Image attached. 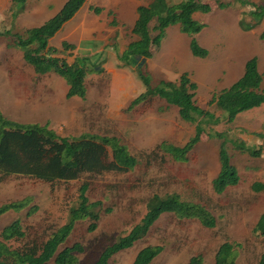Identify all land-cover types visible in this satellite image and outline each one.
<instances>
[{
	"label": "rangeland",
	"instance_id": "374dc122",
	"mask_svg": "<svg viewBox=\"0 0 264 264\" xmlns=\"http://www.w3.org/2000/svg\"><path fill=\"white\" fill-rule=\"evenodd\" d=\"M66 1L27 0L19 13L17 5L11 11V0H0V33L23 34L28 29L40 27L55 16ZM181 1L166 0L168 5ZM203 2L210 4L212 10L208 14L193 15L204 28L192 39L207 51V57H195L190 50L191 37L183 34L178 25H171L159 42L152 43V56L139 65L141 70L151 76L155 85L162 81L176 83L181 76L187 75L197 85V105L207 108L212 95L238 81L247 61L255 58L264 90V40L260 39L264 15L257 21L249 13L264 7V0H250L248 6L236 0H221V5L226 4L221 7L215 1ZM147 5V0H87L84 11L77 18L73 17L71 24H64L50 40L49 45L59 50L63 43L77 42L80 36L77 23L86 10L94 16L93 8L101 10L96 15L101 25L97 29L94 27L93 43L82 46L76 43L74 50L63 54L68 64L75 57H86L88 66L102 69L99 74L87 76L84 99H68L64 79L53 73L38 75L24 61L22 52L11 46V38L0 36V112L5 118L20 124L47 126L60 137L82 134L116 137L138 161L136 168L127 175L85 174L78 180L53 186L24 176L5 178L0 182V207L26 198L30 199V205L19 213L2 215L0 231L19 220L25 237L11 245L41 244L65 224L69 209L79 196L80 186L87 183L89 202L102 204L100 219L92 232H88L89 223H79L67 246L79 243L84 252L77 255L78 264H92L104 247L127 235L140 222L153 195L176 193L186 202L206 207L216 218V227L209 230L197 221H179L164 214L142 240L115 255L109 264H132L141 249L157 245L163 247V252L151 264H187L191 257L199 254L204 264H213L224 242L237 245V264H257L264 253V237H257L253 229L264 212V192L255 193L251 186L255 182L264 183V138L257 136L264 133V104L239 114L231 124L222 121L215 126H205V134L200 136L187 162H174L164 155L159 148L161 143L182 147L193 137L195 126L183 122L178 109L168 106L157 96L147 99L151 100V106L145 112L141 111V104L130 108L131 102L145 89L137 78L135 66L118 67L122 65L120 57L127 46L136 40L131 33L133 20L138 18L136 10ZM109 12L112 15H108ZM113 18L117 26L107 30L102 23L106 25ZM256 23L257 26L250 28ZM155 24L153 21L150 29ZM123 35L125 38L120 42ZM209 109L216 117H221L222 112L215 106ZM209 132L225 133L226 140L242 141L247 149H262L259 158H252L227 143L240 182L221 195L215 194L211 185L220 165L219 142L210 139ZM31 207L37 209L28 215Z\"/></svg>",
	"mask_w": 264,
	"mask_h": 264
},
{
	"label": "trees",
	"instance_id": "16d2710c",
	"mask_svg": "<svg viewBox=\"0 0 264 264\" xmlns=\"http://www.w3.org/2000/svg\"><path fill=\"white\" fill-rule=\"evenodd\" d=\"M27 0H11L21 13ZM87 0H67L62 9L51 19L37 28L26 30L23 34L0 33V36L11 38V46L22 52L24 61L29 64L38 75L53 73L66 82L68 91L66 97L71 99L86 96L85 80L91 73H101L98 66H88L86 57H75L68 64L63 54L74 50L68 43L62 44V49L51 47L50 40L60 29L70 21L83 7ZM215 1L221 5V0ZM243 6H248L250 0H236ZM147 6H139L131 33L136 37L120 57L122 67L135 66L137 78L144 87V92L131 102L130 108L138 106L148 98L159 97L168 106L178 109V115L183 122L195 126L192 138L182 147L161 143L160 151L170 156L174 162H187L189 154L200 142V136L205 134V126H215L224 121L226 124L234 122L236 117L248 110L259 108L264 104V90L261 89L262 77L258 71L255 58L247 61L242 77L229 88L218 94H213L207 102V108H201L196 103L197 85L191 82L187 75L180 77L178 82H159L155 85L152 78L143 72L140 64L152 56L151 45L159 42L168 27L178 25L180 31L191 37L190 50L195 57H207V51L198 47L194 37L202 31L204 24L193 18L196 13L208 14L212 7L203 0H182L168 5L166 0H147ZM99 15L101 10L93 8ZM17 12V13H18ZM259 21L263 18L264 7L260 6L249 12ZM108 15H112L109 12ZM155 25L150 29V24ZM110 27L117 26L114 18L109 22ZM252 25L250 28L257 26ZM153 33V35H151ZM264 40V31L260 35ZM155 85V86H154ZM215 106L220 110L221 117H216L209 107ZM161 110V109H160ZM210 139H216L218 144V161L220 169L212 180V190L221 195L228 188L236 186L240 177L235 166L231 163V156L227 150V143L242 154L252 158H259L261 148L247 149L242 141L226 140L225 133H208ZM264 138V133L257 135ZM138 165L127 146L119 138L82 134L78 137H60L47 126L38 124H20L5 118L0 112V182L11 176H24L51 186L68 183L80 179L83 175L101 174H130ZM88 184L79 188L76 203L69 209L65 224L52 233L44 242H34L13 247L11 243L21 242L25 233L21 222L14 220L0 231V264H78L77 255L84 252L83 247L76 243L67 246L68 239L79 223H89L88 232L97 228L100 219L101 202L90 203L86 195ZM255 193L264 192V183L255 182L251 186ZM30 205V199L11 202L0 207V217L6 213H19ZM37 208L31 207L28 215ZM164 214L172 215L180 220L197 221L205 229L216 227V218L201 204L186 202L179 194L164 196L153 195L146 207V213L131 231L118 237L113 243L104 247L98 258L92 264H109L110 260L120 252L129 250L134 244L142 240L152 226ZM257 237H264V212L259 216L253 229ZM163 252V247L148 246L141 249L132 264H151ZM237 245L224 242L217 250L213 264H237ZM187 264H204L202 255L193 256ZM257 264H264L262 253Z\"/></svg>",
	"mask_w": 264,
	"mask_h": 264
},
{
	"label": "crops",
	"instance_id": "0c3cea01",
	"mask_svg": "<svg viewBox=\"0 0 264 264\" xmlns=\"http://www.w3.org/2000/svg\"><path fill=\"white\" fill-rule=\"evenodd\" d=\"M173 5V4H172ZM84 6L80 9V11H78L77 13H76V15L74 16V18H77L76 16L81 12V11H84ZM90 10L88 9V10H86V12L84 13V15L82 16V19L81 20H79L78 21V25L77 26H79L80 27V36H79V39L77 40V42L75 41V42H72V41H70V42H72V44H73V46H75V44L76 43H78V45H85V43H93L92 42V32L94 31V27H96V29L101 25H99V20H96V15L94 16V15H91L90 14V12H89ZM104 13V12H103ZM73 18V19H74ZM72 20V19H71ZM70 20V21H71ZM135 20H136V18H134V20H133V23L135 22ZM70 21H68L67 23H69ZM72 22V21H71ZM71 22H70V24H71ZM66 23V24H67ZM105 27H107V30H108V28L110 27L109 25H108V23L105 25V23H102ZM69 25V24H68ZM62 29V28H61ZM115 29V28H114ZM57 35V34H56ZM55 35V36H56ZM54 36V37H55ZM74 37V39H72V40H75V36H73ZM106 38L108 37L109 38V34L107 35V36H105ZM124 38H125V35H123L122 36V38H121V41L120 42H122L123 40H124ZM53 39V38H52ZM68 41V40H67ZM71 44V43H70ZM71 44V45H72ZM86 50H87V52L88 53H92V50L91 51H89V48H86ZM115 51V50H114ZM73 61V60H72ZM151 98H153V97H151ZM149 106H151V100H146L145 102H143L142 104H141V106H140V108H141V111L142 112H145L146 110H147V108H149ZM146 109V110H145ZM145 110V111H144ZM160 146V145H159Z\"/></svg>",
	"mask_w": 264,
	"mask_h": 264
}]
</instances>
